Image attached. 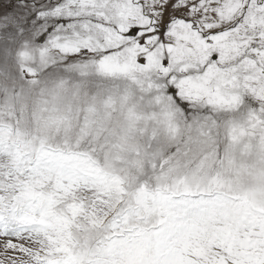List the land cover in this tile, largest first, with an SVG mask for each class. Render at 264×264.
<instances>
[{
    "label": "rangeland",
    "instance_id": "obj_1",
    "mask_svg": "<svg viewBox=\"0 0 264 264\" xmlns=\"http://www.w3.org/2000/svg\"><path fill=\"white\" fill-rule=\"evenodd\" d=\"M65 1L0 0V264H264V2L203 68L140 0Z\"/></svg>",
    "mask_w": 264,
    "mask_h": 264
},
{
    "label": "crops",
    "instance_id": "obj_2",
    "mask_svg": "<svg viewBox=\"0 0 264 264\" xmlns=\"http://www.w3.org/2000/svg\"><path fill=\"white\" fill-rule=\"evenodd\" d=\"M140 2L141 9L146 16L145 22L142 20V28H150L151 24H153L162 29L167 24L171 23L172 25L175 23L172 27V45L178 48L181 54L187 52L184 49L186 45H191L193 48L187 53L192 56L194 62L203 64V66H200L203 68L208 64V62L204 63L205 56H207L206 53L214 57L219 51L225 50V48L221 47V41L214 43L212 47H204L194 32L201 35H210L219 30H226L242 17L245 19L249 13L248 11L246 14L247 0H140ZM262 2L264 0H258V4ZM55 13L60 14L59 17L62 16L63 21H74L78 17L89 15L101 22L104 15V8L102 0H67L56 8ZM108 16L111 22L116 23L113 14ZM146 21H149L148 24ZM196 24L198 26L194 27ZM178 28L188 29L189 31H186L189 33L192 32L194 35L191 36L189 34L186 38L180 37L176 32ZM150 33L149 31L144 36H149ZM92 40L96 42L97 36L90 35L84 41L73 40V42L70 41L65 44L68 48H73L81 44H91ZM101 45H99L100 48H102ZM180 51L175 49L176 53L180 54ZM106 61V64H111L108 59ZM200 67L192 69H200Z\"/></svg>",
    "mask_w": 264,
    "mask_h": 264
},
{
    "label": "bare ground",
    "instance_id": "obj_3",
    "mask_svg": "<svg viewBox=\"0 0 264 264\" xmlns=\"http://www.w3.org/2000/svg\"><path fill=\"white\" fill-rule=\"evenodd\" d=\"M104 67H105V69H110L111 66H109L108 64H104Z\"/></svg>",
    "mask_w": 264,
    "mask_h": 264
},
{
    "label": "built area",
    "instance_id": "obj_4",
    "mask_svg": "<svg viewBox=\"0 0 264 264\" xmlns=\"http://www.w3.org/2000/svg\"><path fill=\"white\" fill-rule=\"evenodd\" d=\"M204 36V35H203Z\"/></svg>",
    "mask_w": 264,
    "mask_h": 264
}]
</instances>
